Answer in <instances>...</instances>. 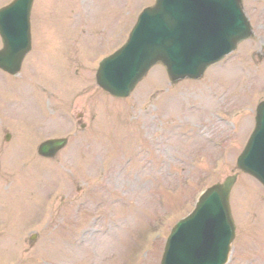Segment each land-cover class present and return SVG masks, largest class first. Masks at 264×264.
<instances>
[{"label": "rangeland", "instance_id": "374dc122", "mask_svg": "<svg viewBox=\"0 0 264 264\" xmlns=\"http://www.w3.org/2000/svg\"><path fill=\"white\" fill-rule=\"evenodd\" d=\"M154 1H35L33 52L18 77L0 73V264H160L171 228L204 189L235 172L264 99V0H243L254 38L201 81L172 85L156 67L129 99L90 89L82 45L102 44L99 62ZM68 30L83 39L69 56L77 97L62 118L33 120L41 103L34 92L66 108L54 66ZM157 85L169 93H155ZM51 134L70 137L55 160L28 154L32 138ZM244 178L232 194L228 264H264V190Z\"/></svg>", "mask_w": 264, "mask_h": 264}, {"label": "water", "instance_id": "95a60500", "mask_svg": "<svg viewBox=\"0 0 264 264\" xmlns=\"http://www.w3.org/2000/svg\"><path fill=\"white\" fill-rule=\"evenodd\" d=\"M31 0H18L0 11V34L5 50L0 69L16 74L30 44L28 18ZM240 0H158L140 18L128 44L102 63L98 85L112 96L127 97L147 71L162 63L173 82L200 79L205 69L249 36L240 13ZM66 145L53 141L39 148L51 158ZM238 168L264 185V105ZM235 178L210 190L196 211L181 222L167 242L162 264H223L233 225L228 196Z\"/></svg>", "mask_w": 264, "mask_h": 264}]
</instances>
